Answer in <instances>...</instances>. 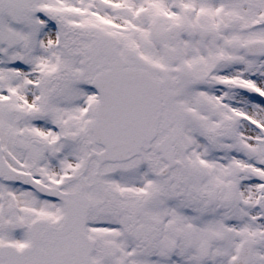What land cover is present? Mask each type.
Instances as JSON below:
<instances>
[{"label":"snow or ice","instance_id":"6c2138e0","mask_svg":"<svg viewBox=\"0 0 264 264\" xmlns=\"http://www.w3.org/2000/svg\"><path fill=\"white\" fill-rule=\"evenodd\" d=\"M0 264H264V0H0Z\"/></svg>","mask_w":264,"mask_h":264}]
</instances>
